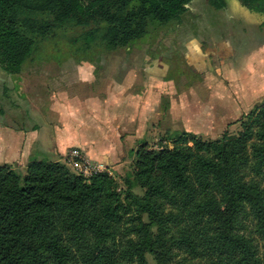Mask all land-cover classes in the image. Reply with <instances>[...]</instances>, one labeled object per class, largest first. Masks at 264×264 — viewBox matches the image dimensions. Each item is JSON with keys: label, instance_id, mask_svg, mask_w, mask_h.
I'll return each instance as SVG.
<instances>
[{"label": "trees", "instance_id": "16d2710c", "mask_svg": "<svg viewBox=\"0 0 264 264\" xmlns=\"http://www.w3.org/2000/svg\"><path fill=\"white\" fill-rule=\"evenodd\" d=\"M238 1L264 33V0ZM64 2L0 0L1 68L16 71L31 54L9 27L17 14L85 26L84 43L110 49L178 20L189 0ZM242 117L235 134L174 130L171 146L141 145L122 189L106 172L86 178L54 159H30L23 173L0 165V264H264V101Z\"/></svg>", "mask_w": 264, "mask_h": 264}, {"label": "crops", "instance_id": "0c3cea01", "mask_svg": "<svg viewBox=\"0 0 264 264\" xmlns=\"http://www.w3.org/2000/svg\"><path fill=\"white\" fill-rule=\"evenodd\" d=\"M222 1L189 0L168 21L178 23L171 45L157 38L152 52L68 49L24 64L43 58L31 50L18 70L0 67V165L25 170L30 159L61 161L76 147L107 169L119 166L143 145V121L148 128L162 112L172 127L198 136L227 131L264 96V33L245 29L243 20L228 23L229 16L219 23L232 4L247 11L238 0Z\"/></svg>", "mask_w": 264, "mask_h": 264}, {"label": "rangeland", "instance_id": "374dc122", "mask_svg": "<svg viewBox=\"0 0 264 264\" xmlns=\"http://www.w3.org/2000/svg\"><path fill=\"white\" fill-rule=\"evenodd\" d=\"M66 3V0L65 2ZM67 4V3H66ZM197 5H200L199 2H197ZM16 16H20L16 18L13 22V24H10L9 27H12L13 32H16L21 37H25L30 44V50H34L35 52L42 53L44 55H41L40 60L35 59L31 62V58L26 60L24 64L30 65L32 63H43L48 62V57L46 55H50L58 52L55 57L59 58L62 57V55L66 52H68V49L74 50V49H81L86 48L89 52H94L98 49H104L101 42L95 38L90 42V45H86L83 42L82 33H84L87 30V27L85 26H74L69 24L68 22L61 23L57 26L54 25H47V21L49 20V16L47 14L38 15L36 19H31L29 16H24L23 13L17 14ZM133 16V13H129L128 15V23H130L131 17ZM225 16L228 18V23L232 21H244L245 26L247 30L254 31L255 29H258L259 24V17L256 13L246 11L242 9L239 6L236 5H230L227 9V12L225 15H221L217 21L219 23L225 22ZM183 20V18H182ZM181 22V20H180ZM103 25V23H102ZM178 23L176 22H166L163 24H158L155 26H150L149 30L147 31V34L142 36L141 38H133L132 40H129L126 45L120 46L117 49H143V53L147 51H155V44L157 41V38L159 40V46L165 47V44L168 46L171 45V38L175 36L174 31L177 29L176 26ZM229 27V33H237L240 32L241 26H233ZM176 28V29H175ZM177 31V30H176ZM137 36V35H136ZM171 54V53H170ZM168 54V55H170ZM117 58V57H116ZM44 59V60H43ZM46 59V60H45ZM170 59H168L169 62ZM9 61H11V57L4 58V64H8ZM61 62V61H57ZM109 62V61H108ZM144 63V62H143ZM29 73L34 72V68H27ZM162 96V98H164ZM161 98V102H162ZM264 101V96L257 102L251 104L244 112L241 113V118L232 122H229L227 124V127L225 128L228 133H237L241 130L240 128V121H244V117H242L244 114H246L250 107H252L254 104L260 103ZM160 109V108H159ZM171 115V114H169ZM167 116L165 113H160V115L153 119L148 120V128H145L143 121V145L145 148L151 150L155 149L158 146H171L172 143L167 140L166 136L168 133H170L172 130H174L175 127H172V118L170 116ZM239 116V117H240ZM147 122V121H146ZM176 123V122H175ZM177 125V123H176ZM178 126V125H177ZM145 129V130H144ZM176 130H179V128H175ZM212 131V130H211ZM220 131H222L220 129ZM242 131H245L244 126L242 127ZM221 133L216 134H206L201 135L200 137L203 139H216L220 136ZM125 160V162L119 166L115 167H109L108 172L110 175L113 176L115 179V184L117 186V189H122V178L126 171H131L133 167V156L132 153H124V157L122 158ZM20 172H24V170L19 169ZM108 174V175H109ZM255 181V180H254ZM258 187L264 191V185L259 184ZM264 193V192H263ZM223 212V210H222ZM248 228H250L249 223H247ZM247 233V232H246ZM257 243L259 241L257 240ZM148 261L152 262L150 257H148Z\"/></svg>", "mask_w": 264, "mask_h": 264}, {"label": "built area", "instance_id": "2783aa9c", "mask_svg": "<svg viewBox=\"0 0 264 264\" xmlns=\"http://www.w3.org/2000/svg\"><path fill=\"white\" fill-rule=\"evenodd\" d=\"M60 160L61 161L59 160L57 161L64 164L72 172L76 174H80L86 178L94 173L102 172V171L109 174L108 169L106 167H103L100 164L92 162L89 158H87L84 155V153L79 148L76 147L67 149Z\"/></svg>", "mask_w": 264, "mask_h": 264}]
</instances>
